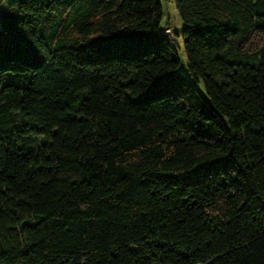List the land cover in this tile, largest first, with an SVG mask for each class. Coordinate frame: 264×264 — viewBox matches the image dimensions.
<instances>
[{
  "label": "trees",
  "instance_id": "obj_1",
  "mask_svg": "<svg viewBox=\"0 0 264 264\" xmlns=\"http://www.w3.org/2000/svg\"><path fill=\"white\" fill-rule=\"evenodd\" d=\"M0 8V264H264V0ZM202 85V91L198 84Z\"/></svg>",
  "mask_w": 264,
  "mask_h": 264
},
{
  "label": "rangeland",
  "instance_id": "obj_2",
  "mask_svg": "<svg viewBox=\"0 0 264 264\" xmlns=\"http://www.w3.org/2000/svg\"><path fill=\"white\" fill-rule=\"evenodd\" d=\"M10 0H0V8L1 6H5ZM162 8V17L160 24L162 27L167 26V31H169L171 34H169V37L171 38V41L174 46V51L179 59V69L184 74L187 75L186 68H185V62H186V56L185 51L183 47V26L184 22L180 18L173 0H159ZM198 88L200 91H202V85L201 83L198 84Z\"/></svg>",
  "mask_w": 264,
  "mask_h": 264
}]
</instances>
